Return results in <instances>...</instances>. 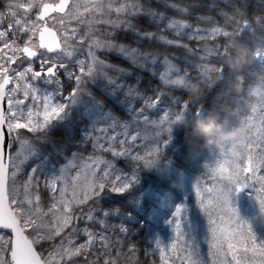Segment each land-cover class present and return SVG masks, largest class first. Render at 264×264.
Returning <instances> with one entry per match:
<instances>
[{
	"label": "snow or ice",
	"instance_id": "obj_1",
	"mask_svg": "<svg viewBox=\"0 0 264 264\" xmlns=\"http://www.w3.org/2000/svg\"><path fill=\"white\" fill-rule=\"evenodd\" d=\"M171 7L188 15L201 8L214 11L224 18V23L220 24L212 15H196L195 26L185 20L168 21L167 28L178 38L187 36L213 43L211 46L205 43L198 51L181 39L166 40V44L185 50L184 67L165 57V70L160 75L162 87H152L149 82L147 91L152 92V96L129 87L127 95L143 99L144 106L139 110L129 106L127 113L132 115L135 112L134 121L139 122L142 118L145 133H150V138L157 144L156 148L146 153L150 159L141 156L133 159L143 160L146 167L155 164L163 152L159 147L161 139L163 145L168 143V133L173 125L184 124L188 118L210 112L230 126L243 121L248 137L239 144L226 145L222 152L210 151L212 163L204 165L210 186H206L200 178L193 182L195 209L202 214L206 223L201 224L196 212L190 216L187 208L178 206L169 221L175 234L170 247H161L159 240L155 241L156 247L162 259L168 253L180 264H264V241L257 242L249 224L239 217L231 198L243 188H252L259 210L264 213V68L259 72V87L248 90L249 99L245 100L244 95L239 94L237 99L243 103H238L234 110L224 109L223 114L205 109L199 103L203 95L191 96L180 87L185 79L210 78L219 69L218 84L221 87L218 96L231 95L233 92L229 85L233 75L225 74L222 65V56L229 52L226 46L229 40L245 44L253 53L243 72L257 58L264 62V0H259V10L251 15L249 0H213L209 4L193 0L189 6ZM18 9H23L26 15L17 18L20 15ZM33 10H36L35 19L28 15ZM53 13L62 15L51 16ZM141 15L149 18L153 24L159 23L156 20L158 15L160 20L165 18L162 13L153 11L138 0H128L119 5L113 0H29L28 3L8 0L5 11L0 12V23L7 18L9 25L7 30L0 31V41H3L0 47V53H3L0 55V230H5L8 236L6 239L0 235V264H52L53 260H56V264H76L75 258L81 256L85 257L84 264H99V260L87 259L96 243V234L88 227L78 228L73 221L81 220L86 215L88 221H95L105 229L112 227L107 218L116 215L119 210L103 209L100 197L105 190L117 194L126 192L136 173L133 169L131 176H117L115 181L109 183L113 165L97 153L129 155L131 145L125 147L129 125L127 121L121 125L125 129V139L109 137L108 128H115L120 121L111 111L104 110L91 89L103 84L112 86L114 91L123 90V85L109 73L126 75L125 69L107 63L106 59H101V53L117 52L131 60L132 64L148 71L149 57L151 63L157 62L156 55L141 54L137 48L120 42L121 39L127 40L129 35L136 38L134 42L137 44L153 38V33L141 30L135 22ZM48 17L58 20L61 29L50 25L46 20ZM70 21H75L77 27L69 29L66 22ZM201 23H214L215 26L201 28ZM97 31H105L110 38L93 39ZM17 32L27 36L23 46L17 43L15 35L9 37V33ZM121 32L124 34L122 38ZM205 32L206 36L203 35ZM5 37L9 39L5 40ZM246 41L251 42V48ZM5 49L8 51L5 52ZM192 57H198V60L193 61L190 59ZM37 61L38 69L34 67ZM189 68L196 70L195 76ZM152 74L155 75L154 72ZM243 77L246 79L245 75ZM209 89L205 88L203 94ZM65 91L67 95H64ZM175 92L183 93L188 98L181 103V97L176 96ZM84 97L89 98L90 106L84 105ZM252 97H255V102H252ZM161 105H164L163 109ZM81 106L85 108L82 116L89 123L82 130L79 142L71 145L76 149L72 152V159L59 169L58 174L46 180V188L53 196L51 208L45 213L41 209L42 197L38 193L39 167H32L23 180V198L20 188L15 186L16 178L23 172V165L36 153L33 141L46 140L52 128L70 121L72 113ZM146 109L163 111L164 114L158 120L152 119ZM100 124H107L108 127H97ZM138 138L139 135L132 136L133 141ZM102 141L107 143V147ZM117 143L120 151L116 150ZM89 144L93 152L87 159L91 163L83 164L76 175L70 177L69 171L77 167L75 161L83 159L81 150ZM102 164L106 167L103 175H100ZM33 181L37 182L35 203L32 199ZM57 192L59 197L55 195ZM74 205L89 207L77 216ZM100 212L103 217L97 220L93 213ZM26 228H30L31 233H26ZM65 230H70L67 237L62 236ZM119 231L126 232L123 224ZM81 233L86 237L85 242H75L72 237ZM55 238H61L60 244L45 259L37 251V246ZM100 240L105 249L103 255L109 256L113 242L102 234ZM202 243L207 245L206 255ZM129 251L134 252L135 249ZM120 255L118 251L117 256ZM104 264H117V261L105 259Z\"/></svg>",
	"mask_w": 264,
	"mask_h": 264
},
{
	"label": "trees",
	"instance_id": "obj_2",
	"mask_svg": "<svg viewBox=\"0 0 264 264\" xmlns=\"http://www.w3.org/2000/svg\"><path fill=\"white\" fill-rule=\"evenodd\" d=\"M107 2V0H105ZM117 5L121 3H126L128 0H113ZM139 3L150 7L153 11L157 13H162L165 17L160 20L159 15L156 20L159 21L158 24H153L149 22V18L141 15L135 21L139 28L143 31L153 33L154 36L151 40H143L141 43L137 44L134 42L135 37L129 35L127 40L121 39L120 42L125 43L130 48H137L141 54L152 53L158 57L155 64L151 63V57H149V63L147 68L153 69L144 70L138 65H134L125 59L123 56L117 54V52H104L101 53V59H106L107 63L111 65L123 68L126 71V75H121L119 72H111L109 75L116 79L118 83L123 85V90L114 91L112 86L99 85L92 88V92L96 99L101 102L105 111H111L115 116L118 117L120 124L122 125L125 121L128 122V130L131 132L135 127H143L142 118L139 122L133 120L132 115L127 113L129 106L133 109L139 110L144 106V100L133 96L127 95L129 87L142 94L152 96L153 93L147 91L149 82H151L152 87H162L160 83V73L158 67H161L160 61L167 57L174 63H177L180 67H184L183 60L185 58V50L183 48H178L175 45H168L165 43L166 40L181 39L183 43H187L190 47L196 50L203 48L204 44L207 43L209 46L213 41H202L197 39H189L187 36L182 38L176 37L170 31L160 30L163 27L165 21L169 19L185 20L190 24L195 26V16L196 15H212L220 23H224V18L219 17L216 13L208 12L206 9H197L192 12L191 15L181 13L176 11L171 5H177L179 7L189 6L193 0H138ZM213 0H200V3L209 4ZM250 8L249 15L253 11L259 10V0H249ZM221 7H224L221 5ZM225 11L227 9L225 8ZM35 12V11H34ZM34 17V14L32 15ZM113 18L115 14L113 13ZM67 27L71 29L72 27H77L75 21L66 22ZM57 30L61 29L55 25ZM201 28H208L210 26H215L214 23L209 25L207 23H201L199 25ZM100 39L110 38L107 37L105 31H97L95 37ZM123 32L120 33V37H123ZM207 35V33H203ZM247 42V41H246ZM249 47H252L251 42H247ZM86 47V46H85ZM229 54V52H228ZM222 56V60L225 56ZM193 61H197L198 57L190 58ZM264 68V62L261 65L258 64L256 59L253 63L248 66L246 72H242L243 83L241 91L239 93L233 92L229 96H218L221 85H216L215 88L209 89L199 103L208 110L221 111L226 108L235 109L238 103H243L237 99L239 94H243L245 100L249 99L248 90L256 89L260 85V74L259 72ZM193 76L196 75V70L194 68L188 69ZM225 74L228 73L225 68ZM155 73L153 75L152 73ZM250 72L249 75L246 73ZM139 77V81L137 80ZM176 96L181 97V103L188 97L180 92L174 93ZM89 98L84 97V100ZM252 102H255V97H252ZM164 105L160 108L163 109ZM147 111V110H146ZM83 110L78 111L73 114V120L71 122L64 123L59 127V131H52L50 138L52 141H57L62 145L67 141L77 142L81 139V132L85 125L88 124L87 119L82 116ZM164 113L163 111H153L150 117L152 119H159ZM123 128V127H122ZM80 130V137H79ZM170 139L168 143L163 146V152L160 155V161L156 163L154 167H150L144 170V161L133 159L134 155H119L113 156L110 152H100L103 160L111 162L113 165L112 170L116 171L121 178L124 176H131L133 169H135V180L139 178V175H147V179L141 182L142 189L136 190L135 188H130L126 192L117 194L111 191L105 190V192L100 197L101 207L105 210L111 208L118 209L116 215H110L107 218V222L110 226L105 229L102 225L95 221H88L86 215L83 220H74V225L78 228L88 227L92 232L99 230L96 234V243L90 249V254L87 259L90 261L99 260V264H104L105 259H114L117 264H163L160 259L159 250L156 247V240H159V236L164 233V226L168 218L173 213L177 204L182 203L184 200L190 198V191L192 189L193 182L196 178L202 175H207V169L204 167L205 164L212 163L211 153L207 148H204L203 141L191 137L190 130L185 127L184 124L178 123L172 126L171 132L168 133ZM54 145H58L53 142ZM70 145V144H68ZM90 146V145H88ZM87 146V147H88ZM71 148V146H69ZM87 149V148H86ZM89 205H84V212L87 211ZM75 215L80 216V211L75 212ZM97 220L103 217V213H93ZM123 224L126 229L125 233H121L119 228ZM27 233V232H26ZM108 237V239L113 242V247H111L109 256H104L103 253L105 249L101 246L100 235ZM5 236V235H4ZM6 237V236H5ZM78 240L80 235L77 236ZM77 240V241H78ZM121 241V243H116ZM79 243V242H78ZM44 245V243L42 244ZM134 248V252H130L129 249ZM41 250L40 245L37 246V251ZM121 255L118 257L117 252ZM76 259V264H84L85 257L81 256Z\"/></svg>",
	"mask_w": 264,
	"mask_h": 264
},
{
	"label": "rangeland",
	"instance_id": "obj_3",
	"mask_svg": "<svg viewBox=\"0 0 264 264\" xmlns=\"http://www.w3.org/2000/svg\"><path fill=\"white\" fill-rule=\"evenodd\" d=\"M20 2L28 3L29 0H20ZM89 2H90V0H89ZM7 3H8V0H0V12H4L5 11V5ZM17 11L20 13V15L17 18H21V17L26 15L23 12V9H18ZM33 14H34V17H32ZM28 15H30L32 17V19H35L36 10H33ZM169 20L170 19L168 18V20L165 21V24L163 25V27H161L159 29L160 30H167V31H170L172 34H174L172 30L167 28V24H168ZM48 23L50 25L51 24H55V25L61 26L58 20L54 21L51 18L48 20ZM66 25H67V23H66ZM8 26H9L8 25V19L6 18L3 23H0V31L7 30ZM13 27H15L14 22H13ZM11 35H15L17 37V43L20 44L21 46H23L25 40L27 39V36L24 35L23 33H20V32H17V33H14V34L13 33H9V37ZM9 37H5L4 39L8 40ZM95 38H98L97 35H96V37L95 36L93 37V39H95ZM2 46H3V41H0V47H2ZM7 51L8 50L5 49V52H7ZM0 55H3V53H0ZM118 55H120V54H118ZM120 56H122V55H120ZM257 59H258L257 60L258 63L262 62L259 58H257ZM128 61L131 62V60H129V59H128ZM163 61L164 60H161V64H162L161 69H160L161 73H163L164 70H165L164 65H163ZM38 65H39V61L36 62L34 67H36L38 69ZM29 103H30V101H29ZM84 105L90 106L91 105V101H88L87 99H85L84 100ZM80 110H83V112H84V110H85L84 106H81L77 111H80ZM146 110H147L146 113L151 115L152 110H150V109H146ZM75 112L76 111H74L73 113H75ZM73 113H72V116H73ZM88 123H89V121H88ZM97 127L107 128L108 125L107 124H100V125H97ZM152 131H155V130L153 129ZM124 133H125V129L122 128V126H120V125H117L115 128H108V131H107V135L109 137L115 136V137H117V140L125 139ZM137 135H139L140 138H138L135 141H133L132 140V136H137ZM162 139H161V143H162ZM46 142H48L47 139L46 140H41L37 144H35L33 142L35 144V147H36V153H35V155L33 157H30L28 159V161L23 165V172L18 174V176L16 178V181H15V186L20 188V195H21V198H23V188L21 186L23 180H25L27 178V174L31 172L32 167H35V166L39 167L40 172L38 173V181H39V183H38V193L42 197V199L40 201V206H41L42 211L45 212V213L48 212L49 208H51V205H52L51 197L53 196V193L46 188V180H49V179L52 178V176L58 174L59 169L62 168L65 164L68 163L69 160L72 159V152L76 151V149L69 148V145L53 146L49 142V147L51 148V149L49 148L50 149V155L48 157H45L38 150V145L40 143L45 145ZM102 142H104V141H102ZM104 143H105V147H107V143L106 142H104ZM161 143H160L159 147H162ZM89 145L90 146H88L87 149H82L81 150L83 152V159H77L75 161V164L77 165V167H76V169H72V170L69 171V176L70 177L71 176H75L76 172L80 170V168H81V166L83 164L91 163V161H89L87 159L88 156L91 155L92 152H93L91 144H89ZM129 145H131L130 155H132V156L134 155V157H136V156L146 157V153L149 150L157 147V144L150 138V133H145V126L144 127H141V126L135 127L131 132L127 129V144L125 145V147H128ZM115 147H116L117 151H120V146H119L118 143L115 145ZM97 155H100V152L97 153ZM101 158H102V156H101ZM146 158H149V157H146ZM105 167H106V165H103V164L100 166V169H99V174L100 175H103V169ZM137 175H139V178L137 180L138 182L133 181V183L131 184L130 188L131 187H137L138 185H141V182H143L144 180L147 179V175H141V174H139V172L137 173ZM117 176L120 177V175L116 171L111 169V175H110L109 183L111 181H115ZM202 180H207V177H205ZM9 185H10V187L12 186L11 179L9 180ZM36 188H37V182L33 181L32 199H33L34 203L36 202L35 201V197L37 195V192L35 191ZM246 189H247V191L245 193H243V194L235 193V194L232 195L231 198L235 199V200H238L240 202L242 200L244 201V200H248V198L250 199L251 197H254L253 195H251L253 189L252 188H246ZM55 195L57 197H59V193L58 192L55 193ZM194 199H195V191L193 192L192 202L188 203L186 205H180V206H184L185 208H187L190 216H191V214L193 212H196L198 218L200 219L201 224H204V223H206V221H204V218H203L202 214L199 213L198 209H195ZM74 207L76 208V212L80 211V215H81L82 211L84 212V209H83L84 205H81V206H75L74 205ZM246 216L249 218L250 222H252V223L260 224V222H261L259 217L255 214V212H251L250 211V212H248L246 214ZM172 217L170 218L169 221L172 220ZM50 218L51 217H49V219ZM83 219H81V220H83ZM169 221H168V226H167L166 232L162 236L163 239H161V247H166L168 245L170 247L171 240L174 238V235H175L174 232H173V226H172V224ZM73 223H75V222L73 221ZM80 229H83V228L80 227ZM25 230L27 231V233H31V229L30 228H26ZM69 231L70 230H65V232L62 234V236L63 237H67L68 234H69ZM94 232L96 234H98L99 230H95ZM0 235H3V234L0 233ZM5 238L7 239L8 237H5ZM72 239L75 242H77V243L79 241H80L79 243H84L85 240H86V237L81 233L79 241H77L78 240L77 236L72 237ZM60 240H61V238H55L53 240L44 242V245L40 246L41 250H40L39 253H41L44 256L45 259H48L49 258V253L53 252L59 246ZM65 243H66V241H65ZM201 247L204 249V252H205V255H206L207 254V245L202 243ZM58 259L59 258H57V260ZM173 260H175V264H180V261L178 259H175V257L170 256L168 253H166L165 254V258L162 259L163 264H173ZM52 264H56V260H53ZM65 264H67V262H65Z\"/></svg>",
	"mask_w": 264,
	"mask_h": 264
},
{
	"label": "clouds",
	"instance_id": "obj_4",
	"mask_svg": "<svg viewBox=\"0 0 264 264\" xmlns=\"http://www.w3.org/2000/svg\"><path fill=\"white\" fill-rule=\"evenodd\" d=\"M229 54L222 60V65L228 73L233 75L229 87L232 92L239 93L243 83V70L252 59V51L243 43L236 40L226 42ZM220 82V73L210 78L183 80L180 87L191 96L203 95L205 88L215 87ZM186 128L190 130L191 137L202 140L203 147L209 151L222 152L226 145L239 144L248 137L247 126L243 121L234 125L218 120L216 115H206L188 118L184 121Z\"/></svg>",
	"mask_w": 264,
	"mask_h": 264
},
{
	"label": "water",
	"instance_id": "obj_5",
	"mask_svg": "<svg viewBox=\"0 0 264 264\" xmlns=\"http://www.w3.org/2000/svg\"><path fill=\"white\" fill-rule=\"evenodd\" d=\"M57 2H58V0H57ZM54 14V13H53ZM52 15V14H51ZM49 18V17H48ZM48 18H46V19H48ZM37 40H38V37H37ZM4 107L6 108V103L4 104ZM0 231H2V232H5V234H6V231L5 230H0Z\"/></svg>",
	"mask_w": 264,
	"mask_h": 264
},
{
	"label": "bare ground",
	"instance_id": "obj_6",
	"mask_svg": "<svg viewBox=\"0 0 264 264\" xmlns=\"http://www.w3.org/2000/svg\"><path fill=\"white\" fill-rule=\"evenodd\" d=\"M35 144L39 143V141H33Z\"/></svg>",
	"mask_w": 264,
	"mask_h": 264
}]
</instances>
